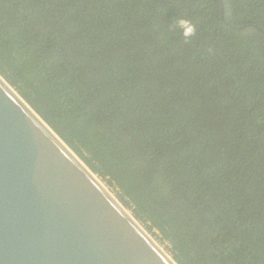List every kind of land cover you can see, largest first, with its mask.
Listing matches in <instances>:
<instances>
[{"label": "trees", "instance_id": "obj_1", "mask_svg": "<svg viewBox=\"0 0 264 264\" xmlns=\"http://www.w3.org/2000/svg\"><path fill=\"white\" fill-rule=\"evenodd\" d=\"M0 74L178 264H264V0H0Z\"/></svg>", "mask_w": 264, "mask_h": 264}, {"label": "water", "instance_id": "obj_2", "mask_svg": "<svg viewBox=\"0 0 264 264\" xmlns=\"http://www.w3.org/2000/svg\"><path fill=\"white\" fill-rule=\"evenodd\" d=\"M0 74V264H178Z\"/></svg>", "mask_w": 264, "mask_h": 264}, {"label": "rangeland", "instance_id": "obj_3", "mask_svg": "<svg viewBox=\"0 0 264 264\" xmlns=\"http://www.w3.org/2000/svg\"><path fill=\"white\" fill-rule=\"evenodd\" d=\"M100 180L103 182V184H105L104 186H107V189H109L111 191V189L109 188V186L100 178ZM112 192V191H111ZM113 193V192H112ZM114 194V193H113ZM124 206V205H123ZM125 207V206H124ZM126 208V207H125ZM126 210L131 213L133 215V213L126 208ZM186 213V212H184ZM183 219L186 221V223L194 230V238L196 240V242H200V243H209L212 242V240L214 239V236L209 232L208 230V225L206 223H204V221L196 216V215H186L183 214ZM144 228V230L155 240L156 238L152 235V233L150 234V232L146 229L145 226H142ZM157 240V239H156ZM166 250V251H165ZM164 251L166 253L169 254L168 249H165ZM170 255V254H169Z\"/></svg>", "mask_w": 264, "mask_h": 264}, {"label": "built area", "instance_id": "obj_4", "mask_svg": "<svg viewBox=\"0 0 264 264\" xmlns=\"http://www.w3.org/2000/svg\"><path fill=\"white\" fill-rule=\"evenodd\" d=\"M156 233H158V231H155ZM155 241H156V243L163 249V250H165V249H168V243L167 242H164V243H162V242H160V241H158V240H156L155 239ZM166 251V250H165ZM169 252V251H168ZM168 254V253H167ZM169 255V254H168Z\"/></svg>", "mask_w": 264, "mask_h": 264}, {"label": "clouds", "instance_id": "obj_5", "mask_svg": "<svg viewBox=\"0 0 264 264\" xmlns=\"http://www.w3.org/2000/svg\"><path fill=\"white\" fill-rule=\"evenodd\" d=\"M194 32V28H188L186 35H191ZM111 192V191H110ZM112 193V192H111ZM115 195V194H114ZM116 196V195H115ZM118 199V198H117ZM139 222V221H138ZM140 223V222H139ZM143 225V224H142ZM144 226V225H143Z\"/></svg>", "mask_w": 264, "mask_h": 264}, {"label": "bare ground", "instance_id": "obj_6", "mask_svg": "<svg viewBox=\"0 0 264 264\" xmlns=\"http://www.w3.org/2000/svg\"><path fill=\"white\" fill-rule=\"evenodd\" d=\"M103 185H105V184H103ZM106 189H107V186H106Z\"/></svg>", "mask_w": 264, "mask_h": 264}]
</instances>
